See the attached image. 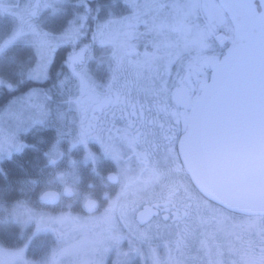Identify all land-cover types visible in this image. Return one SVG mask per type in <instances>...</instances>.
<instances>
[{
    "label": "flooded vegetation",
    "instance_id": "af4514ba",
    "mask_svg": "<svg viewBox=\"0 0 264 264\" xmlns=\"http://www.w3.org/2000/svg\"><path fill=\"white\" fill-rule=\"evenodd\" d=\"M176 3L184 11H189L188 0H182L181 2L178 0ZM170 8L173 17L180 18L179 12L172 7L170 0H165V7L161 13L157 15L149 11L145 19L151 23L153 15H156L159 22L161 18L158 16H169L167 11ZM195 10L190 12L186 18V23L191 26L190 33L171 30L173 33H169V41H165L163 38L164 34L168 33L167 30L160 33H149L145 31L144 25L141 24L139 32L142 34L136 38L138 52L141 53L148 49L144 44L145 41L152 42V46L159 44L160 47L164 45L166 48H171L173 55L179 50V55L168 66L167 72L164 70L166 55L161 51L160 53L165 59L158 60L156 67L163 69L164 74L162 76L166 81L164 85L168 89L167 93L162 94L161 99L166 98L170 108L186 112L187 120L190 108L178 107L171 96L172 91L178 85L179 79L187 71V69L179 71L176 65L180 68L181 64L188 66L198 53L218 59L226 46L231 43V38L234 37L233 28L230 23L227 24L225 21L223 24L225 28L222 29L226 33L223 36L225 42L221 44L224 49H221L209 37L206 40L207 47L203 49H198L195 46L185 47V40L192 39L200 29L206 27ZM182 53L193 58L184 57V62H181L178 57H182ZM136 58L133 57V59ZM91 62L93 65H89L88 61L85 60L82 65L88 75L86 78L96 86L97 92L104 93L113 76L114 61L111 58L110 66L99 64L95 58ZM61 65L66 68V78L73 85V89L67 100L58 103L61 106L58 108L57 113L64 115V120L58 126L65 129L67 137L73 134L74 142L81 148L82 153L80 171L78 172L77 169L72 170L69 166L60 167L59 163L53 166L54 163H51L50 159L44 156V154H49L50 149L56 147L54 138L53 145L48 149L43 150L42 146L39 147L41 159L37 175L33 180L38 181L44 175V172L52 173L53 171L54 178L50 180V183L53 180L57 185L52 183L53 186L51 184L44 191H40L44 189V185L40 184V190L38 189L35 198L43 197L44 201H48L51 197H46L44 194L58 193L56 197L58 204L55 210L46 209L51 217L58 214L91 217L90 221L96 222L95 224L99 226L102 240L108 243L118 233L117 224L122 223L123 227L128 225L130 217L140 227L136 228L138 232L135 239L144 244H151V235L160 233L157 230L162 228V232H167L175 242L171 245L172 253L166 264H178V260L183 259L185 256L192 259L201 257L205 261L202 264H264V232L261 230L259 237L254 239L251 237L254 236V233L249 228L250 222L253 221L259 229L258 224L264 222V216H250L227 209L224 210L226 216L224 213L217 214L215 212V210H219L217 209L219 208L218 203L205 196L195 187L180 160L178 142L186 128L185 119L181 117L176 120L171 115H157L155 110L152 109V104L157 97L146 96L139 91L140 87L148 86L150 82L152 86L158 89L161 87V85L155 84L152 76L147 75L148 72H145L143 77L138 79L134 70L125 64L124 69L120 71L118 83L114 85V87H119L131 82V87L125 88L123 91L144 106V117L141 119L139 116H131L114 106L108 105L103 107L90 105L89 111L86 114L82 113L73 102L74 98L80 95L79 78L72 74L67 63L64 62ZM80 67L78 66V70ZM209 72V67H207L203 74L191 78L189 90L192 96L197 93L199 80L208 78ZM61 79L63 80V78ZM52 115H54V112ZM86 117L94 119L101 138L114 149L115 157L112 151L106 154L101 143L94 138H89L86 143L79 142L80 125ZM126 129L129 130L128 136L124 135ZM137 130L140 132L139 136L136 135ZM51 131L55 133L56 138V130L52 129ZM132 137L136 138L130 142ZM71 162L76 163L75 161ZM171 164H174V166ZM50 168H53L51 172ZM61 170L67 171L65 179L76 190L61 185L59 181L63 179L60 174ZM82 170L86 172L85 175L79 174ZM110 176L116 178L109 179ZM153 176L158 178L151 183H146L149 177ZM103 182L105 184L102 185ZM110 189L113 190L111 194ZM80 192H90V194L86 196L83 193L80 194ZM89 199L94 201V207L91 210L85 208V201ZM68 200L71 204L67 203ZM99 201L104 202V207H98ZM19 203L16 202V204ZM74 204L76 205L74 206ZM146 205L153 209V215L148 221L141 224L137 221L136 214ZM98 216H102L101 221ZM104 216L108 218L105 221ZM251 218L254 220H250ZM201 229H204L205 232ZM141 233L144 234L142 238L140 237ZM234 240L235 242H233ZM203 244H206L205 248H202ZM179 251L182 255L177 253ZM212 251L216 253L215 262Z\"/></svg>",
    "mask_w": 264,
    "mask_h": 264
},
{
    "label": "rangeland",
    "instance_id": "374dc122",
    "mask_svg": "<svg viewBox=\"0 0 264 264\" xmlns=\"http://www.w3.org/2000/svg\"><path fill=\"white\" fill-rule=\"evenodd\" d=\"M168 1V0H167ZM178 0H176L177 2ZM182 0H180L181 2ZM185 1V0H183ZM9 4H19V6H23L27 0H7ZM95 4V6H93ZM180 6V5H179ZM182 8V7H180ZM166 11V10H165ZM196 13L202 22H204L205 26L208 23V15L205 13L203 8L197 7ZM132 13V7L130 4L126 3V0H53L52 6L48 8H44L40 13L33 18L32 22L38 26L40 30L46 31L53 35H58L62 33L65 29L69 27L70 22H75L77 25L81 23L80 17H85L84 19V27L81 29L82 35L78 40L77 45L68 43L70 46L69 51L66 54V58L64 62L67 63V56L68 54L75 48L79 50V48L88 45L89 51L85 53V60L94 57L99 64L102 65H111V58L113 49L109 45H101L96 40L93 39L94 33L96 28L99 24L104 23L105 21L113 18H121L124 16H128ZM169 16L162 15L158 16L161 18L160 21L175 23L178 19L173 17V12L171 8L167 11ZM224 13V12H223ZM69 14V18L67 22L59 29L55 30L51 27V24L56 22L58 18H62ZM147 17V16H145ZM176 18V19H175ZM224 19L227 24H229V20L224 13ZM18 20L15 16L4 13L0 14V39H4L8 36L13 29L18 25ZM231 25V24H230ZM230 27V26H229ZM232 27V26H231ZM225 26L218 25L216 30L213 32L212 35L208 37L215 43L219 44L220 41L217 37L224 36L226 33L222 31ZM168 33L164 34L163 40L169 41V33H173L171 29H167ZM171 31V32H170ZM179 32V31H178ZM77 40V41H78ZM88 40V41H87ZM136 44V39L133 41ZM76 44V43H75ZM141 44V42H140ZM147 50L152 49V42L145 41ZM59 45L65 44H58L56 48L53 50L55 52ZM143 45V43H142ZM217 46V45H216ZM25 49L29 50L31 53L30 61L31 63H27L29 57L26 61L24 60H17V66L20 65V73L18 76V80L20 79H29V80H36L42 81L44 77L41 78H33L29 75L30 70L35 66L37 63V55L36 49L34 45L26 40H18L10 47L6 48L3 52H0V55L9 56L13 53V49H19V51H23ZM164 51H163V50ZM171 49V48H170ZM166 48L164 45L160 47V51L166 55L171 53V50ZM179 51V50H177ZM52 52V57H53ZM96 52V53H95ZM176 53V52H175ZM173 54V53H171ZM189 59L193 58L190 55H184L182 53V57H178L181 62H184V57H188ZM14 59V58H13ZM52 59L49 62L51 63ZM188 61V60H187ZM19 64V65H18ZM97 65V64H96ZM177 66V69L181 71V69H187V65L181 64V68ZM129 68H131L129 66ZM124 67L121 69L123 70ZM126 69V68H125ZM66 70V68H65ZM164 74L163 69L157 68L152 73H147L148 76H152L154 79L155 84L160 86L164 84L166 81L162 76ZM86 76H88L86 74ZM0 90L4 86V79L0 75ZM9 86V85H8ZM7 88H10L8 87ZM11 87H13L11 85ZM57 88V89H56ZM55 89V90H54ZM73 89V85L69 80L60 83L58 82L53 88H29L24 92L19 93L17 96L11 98L9 103H7L4 107L0 108V157L3 155H12L21 151V148L25 145V135H20L18 133V140L16 139V133L19 129L23 130V126L19 124L18 121L23 119H29V123L33 124L34 118L32 115L37 114L43 108L47 109L48 111H54V116L50 119V122H54L58 119V122L52 124V126L56 129V138H55V145L56 147L50 149L49 154H44L47 156L50 161L54 160L55 163L60 164V167L69 166L72 170L77 169L78 172L80 171V158H81V148L77 146L74 142L75 138L73 134H70L68 137L66 135L65 129H61V122L64 120L63 114H58L57 110L61 106L60 103L63 100H67L70 96V92ZM54 90V91H53ZM59 92V93H58ZM30 93H35L34 95H29ZM55 95V98H50L52 101L47 100V96ZM53 97V96H50ZM44 110H42V113ZM36 118V117H35ZM23 119V120H25ZM47 120V118H46ZM26 125V122H25ZM57 136H60L57 139ZM22 142V146H21ZM19 145V147H17ZM37 147V146H36ZM101 159V158H100ZM71 161H75L76 163H72ZM52 163V162H51ZM174 166V164H171ZM53 168H50V172ZM44 172V177L42 176L43 188H47V186H51L54 181L50 183V180L54 178L53 171L52 173ZM35 174V173H33ZM51 174V175H50ZM60 174L62 176V180H59L62 186L71 187L73 190L76 188L72 187L68 180L65 178L67 177V171L61 170ZM80 175H85L86 172L82 170ZM50 175V176H49ZM49 176L48 178H46ZM84 179V178H83ZM85 180V179H84ZM33 183V188L38 187L37 180H31ZM56 184V183H54ZM52 184V186L54 185ZM99 184V182H98ZM105 184L104 182L102 185ZM57 185V184H56ZM98 187L97 185L95 186ZM100 187V184H99ZM110 194L113 193V190H109ZM84 195L89 196L90 192H82ZM80 192V194H82ZM36 201H32L31 208L33 210L32 219L28 218L27 214L24 215H14V209L11 211L12 217H8L9 220L16 219L18 222V231L22 230L20 234L15 231L14 227H7V223L2 224V220H0V231H2L6 226L7 231L12 230L13 234H9V240H1L0 239V250H3V253L0 254V264H23L24 261H29L30 264H50L51 260L53 259L56 253H62L59 256V264H166L169 260L171 253H172V244L175 242L171 239L170 235L167 232H162L163 229H158L157 232L160 233H153L150 238L151 244H144L135 238L137 237L138 230L136 228H140L137 224H135L130 217L129 224L126 226H122V223L117 224L118 233L121 239L116 242L112 240L111 242L103 241L102 236L99 233V226L95 224L96 222H91V217L88 216H66L58 214L57 216L53 215L51 217L50 214L44 213L42 217L45 218H58L53 219L50 221L51 228L46 230H39L37 231L36 225V217L37 214L40 216V213L34 209V205H37ZM100 202V208L104 207V202ZM69 203V200L67 201ZM71 204V202L69 203ZM22 206L21 211L23 210L24 206L22 203L16 204L15 209L17 206ZM76 204H74L75 206ZM99 207V204H98ZM215 212L218 214H223L226 216V213L221 208ZM51 211H54L52 209ZM45 212H49L46 210ZM52 213V212H51ZM53 214V213H52ZM102 216H98L99 220L101 221ZM7 219V217H6ZM96 219V218H95ZM108 219L104 216V221ZM5 220V217H3ZM250 220H254L251 218ZM28 221L27 226H23L24 222ZM128 222V221H127ZM8 224H13L12 221L8 222ZM11 226V225H10ZM126 227V228H125ZM259 229L256 227V223L253 221L250 222V229L254 233L252 238L256 239L259 237V233L261 230L264 232V222H260L258 224ZM56 229L53 231L52 229ZM14 229V230H13ZM147 230L146 228H143ZM205 232L204 229H201ZM217 230V229H215ZM1 238V236H0ZM3 244H7V246H2ZM179 242V241H178ZM235 242V240L233 241ZM180 244V243H179ZM206 244L202 245V248H205ZM211 245V244H210ZM136 247L139 251L131 252L129 251L130 248ZM180 247V246H179ZM22 250V257L15 256L14 254L20 252ZM128 251V256L124 257L123 252ZM213 252V251H212ZM182 255L181 251L177 252ZM214 262L216 261V254L213 255ZM198 263H196V262ZM204 259L201 257H197L196 259H192L191 257H183V259L178 260V264H202L204 263ZM212 263V262H209ZM214 264V263H213ZM221 264V263H219Z\"/></svg>",
    "mask_w": 264,
    "mask_h": 264
},
{
    "label": "snow or ice",
    "instance_id": "6c2138e0",
    "mask_svg": "<svg viewBox=\"0 0 264 264\" xmlns=\"http://www.w3.org/2000/svg\"><path fill=\"white\" fill-rule=\"evenodd\" d=\"M171 5L180 14V19L175 23L169 24L164 21H157L156 15H153L152 22L149 23L145 16L149 11L159 14L165 7V0H126V3L132 7V13L121 18H113L99 24L94 33L93 39L101 45H109L113 49L112 57L114 61L113 76L109 84L106 86L104 93H99L96 86L86 78V72L82 65L85 62V53L89 51L88 45L75 48L67 56V65L72 74L79 78L80 81V95L74 98L73 102L82 113L89 111L90 105L95 107L114 106L120 111H123L131 116L144 117V106L138 100H133L123 89L131 87V82L126 85L114 87L118 83L121 69L127 64L130 66L136 77L139 79L143 77L145 72L152 73L156 69V62L165 59L160 53V45L154 44L151 50H145L142 53L138 52L137 45L133 42L142 33L139 32V26L144 25L146 32H163L171 29L174 31H182L184 33L191 32V26L186 23V18L190 12L197 7H201L208 15V23L205 28L200 29L195 36L190 40H185V47L195 46L198 49L207 47L206 40L209 35H212L218 25L225 22L224 13L222 9H226L232 14L235 21V36L231 38L232 46L228 49V54L222 61L216 60L215 57L200 55L199 53L188 64L185 75L179 79L178 85L172 91L171 96L178 107L184 109L191 108L194 112L197 106L207 97L215 95L220 86L224 83L225 78L231 74L235 65L244 61L246 58L251 60L252 75L258 78L260 90L264 95V0H188L190 5L189 11H184L176 3V0H170ZM53 0H27L21 7L19 4H9L7 0H0V14L9 13L15 16L18 20V25L13 31L4 39H0V52L13 45L18 40H26L32 43L36 49L37 63L30 70L29 75L33 78H41L47 75L49 62L52 59V52L58 44H75L81 37V29L84 27L85 17L81 16V23L77 25L75 22H70L69 27L58 35H53L46 31L40 30L36 24L32 22L40 11L44 8L51 7ZM221 44L225 42V37H217ZM252 39L255 41V46L251 51L245 41ZM179 55L177 51L175 55L169 53L165 61V72L168 71L176 56ZM137 57L133 59V57ZM78 66H81L78 70ZM207 67L213 69L212 83L206 80L200 82L201 94L193 97L190 94L189 83L192 77H196L205 72ZM3 83V81H0ZM11 87V85H9ZM146 96L157 97L152 104V109L157 115L164 114L171 115L176 120L181 117L185 119L187 126L186 112L177 111L176 108H170L167 99H161L163 93H167L166 85L162 84L158 89L151 85L139 88ZM30 93L29 95H34ZM131 124V121H130ZM163 128V125L161 124ZM129 130L124 131V135L128 136ZM140 135L139 130L136 133ZM89 138H94L99 141L107 154L109 151L113 152L114 157L116 153L111 145L103 140L98 132L94 119L85 118L82 120L79 130V142L86 143ZM136 137H132L130 142L134 141ZM19 147V145H17ZM91 155V153H89ZM55 163L54 160L51 161ZM114 179V177H110ZM46 197L50 194H45ZM93 202L89 201L88 207L91 208ZM17 206L14 210V215L27 214L29 219H32L31 210ZM37 231L51 228L50 221L58 218L36 217ZM56 231V229H52ZM143 233L140 237H143ZM112 239L118 242L121 237L116 234ZM131 252L139 251L136 247L129 249ZM3 250H0V254ZM23 259L22 250L14 254ZM123 256H128V251L123 252ZM23 264H30L29 261H24Z\"/></svg>",
    "mask_w": 264,
    "mask_h": 264
},
{
    "label": "water",
    "instance_id": "95a60500",
    "mask_svg": "<svg viewBox=\"0 0 264 264\" xmlns=\"http://www.w3.org/2000/svg\"><path fill=\"white\" fill-rule=\"evenodd\" d=\"M224 11L234 32L232 14ZM245 43L249 51L255 46L252 39ZM231 46L216 60L222 61ZM209 71L193 97L201 94L202 80L212 83L213 69ZM178 152L193 183L206 195L241 213L264 214V95L252 75L250 58L238 62L216 94L195 112L189 109ZM56 202L53 198L46 204ZM152 215L153 209L146 205L136 219L144 224Z\"/></svg>",
    "mask_w": 264,
    "mask_h": 264
},
{
    "label": "trees",
    "instance_id": "16d2710c",
    "mask_svg": "<svg viewBox=\"0 0 264 264\" xmlns=\"http://www.w3.org/2000/svg\"><path fill=\"white\" fill-rule=\"evenodd\" d=\"M93 6H95V4ZM68 18L69 14L62 18H58L56 22L51 24V27L55 30H59L67 22ZM80 41L81 40H78L74 45H77ZM69 49V44L59 45V48L53 52L52 61L49 65L47 75L42 79V81L29 79L18 80L21 70L19 68L20 65L18 64L19 67L17 66V60L21 59L26 61L29 57L27 63H31V53L29 50L24 48V50L20 52L19 49H13V53L9 56L0 55V75L4 79V86L0 90V108L9 103L11 98L17 96L21 92H24L23 90L26 91L29 88H53L54 85L62 80L61 78H63L62 82L67 81V72H65V67H62L61 64H64L63 61L65 60ZM93 58L94 57H91L87 60L89 65H93L91 62ZM8 85H12L13 87L7 88ZM50 96H47V100L52 101L50 98H55V95L51 94ZM42 110H44L43 113ZM42 110L37 114L32 115L34 118L33 124H30V120L27 118L25 119V117L23 118L25 120L21 119L18 121L19 124L23 126V130L19 129L16 133V139L18 140L19 132L20 135H25V145L21 148V151L12 155H3L0 157V220H2V224L7 223V227H14L18 234H20L22 230H20L21 232L18 231L19 227L17 220H9L8 217H12L13 213L11 211H13V209L16 210V202L22 203L24 208L31 210V215L36 214L33 213L31 208L32 201H36V192L34 191L31 180H33L38 172L41 159L39 147L42 146L43 150L48 149V147L53 145V138L55 139V133L51 130L57 127L52 126V124L57 122L58 119L54 122H50V119L55 115H52L54 111H48L45 108ZM44 132L46 133L44 134ZM59 137L60 136H57V139ZM34 209L40 213V216H43L44 213H48L45 212L46 208L38 205H34ZM37 216L39 217L38 214ZM3 217H5V220H3ZM10 221H12L13 224H8ZM27 224L28 221L24 222L23 226L26 227ZM6 226H4L5 228L0 231L1 240H9V234H13L12 230L7 231ZM3 242L4 241L1 242L2 246H7V244H3Z\"/></svg>",
    "mask_w": 264,
    "mask_h": 264
},
{
    "label": "clouds",
    "instance_id": "9594fccd",
    "mask_svg": "<svg viewBox=\"0 0 264 264\" xmlns=\"http://www.w3.org/2000/svg\"><path fill=\"white\" fill-rule=\"evenodd\" d=\"M110 177H114V179L116 178L115 176H110ZM110 177H109V179H110ZM157 178L158 177H155V176L149 177V179H148V181H146V183H151L154 179H157ZM125 190H126V188H125ZM89 201L93 202V206L92 207H94V201L89 199V200L85 201V208L88 209V210H91L92 207L91 208L88 207ZM60 255H62V253H56L54 255L53 259L51 260L50 264H59V256Z\"/></svg>",
    "mask_w": 264,
    "mask_h": 264
}]
</instances>
